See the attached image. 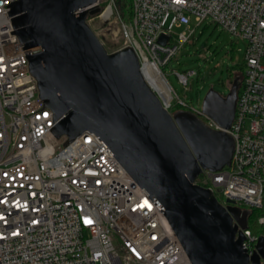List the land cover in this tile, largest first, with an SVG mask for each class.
Wrapping results in <instances>:
<instances>
[{
	"label": "built area",
	"instance_id": "1",
	"mask_svg": "<svg viewBox=\"0 0 264 264\" xmlns=\"http://www.w3.org/2000/svg\"><path fill=\"white\" fill-rule=\"evenodd\" d=\"M9 1L0 0V264H191L163 212L93 132L64 146L66 136H53L52 112L28 71L24 55L30 50L10 33ZM128 1L125 15L126 1L97 0L98 13L87 19L121 35L118 49H133L166 110H190L211 128L221 129L177 95L162 67L207 19L245 41L234 117L226 129L234 140L230 165L202 170L195 182L221 194L217 200L224 206L231 199L243 209L260 208L264 0ZM174 73L184 87L194 74ZM243 234L242 245L252 254L258 235L248 227Z\"/></svg>",
	"mask_w": 264,
	"mask_h": 264
},
{
	"label": "water",
	"instance_id": "2",
	"mask_svg": "<svg viewBox=\"0 0 264 264\" xmlns=\"http://www.w3.org/2000/svg\"><path fill=\"white\" fill-rule=\"evenodd\" d=\"M14 33L28 60L38 96L52 112L63 146L93 132L163 212L191 264H263L264 236L243 247L250 210L195 182L202 170L229 166L237 78L222 96L209 89L201 104L214 129L195 113L166 110L145 82L127 45L108 52L86 22L97 0H11ZM166 37L161 35L160 43Z\"/></svg>",
	"mask_w": 264,
	"mask_h": 264
},
{
	"label": "rangeland",
	"instance_id": "3",
	"mask_svg": "<svg viewBox=\"0 0 264 264\" xmlns=\"http://www.w3.org/2000/svg\"><path fill=\"white\" fill-rule=\"evenodd\" d=\"M124 1H126V4L129 3L128 0ZM122 12L127 15L126 7H122ZM87 23L106 51L118 50L122 44L120 34L115 36L114 29H109L102 22L97 21L96 18L87 19ZM181 29L176 28V30ZM244 51L245 41L243 39L231 36L221 30L219 25H214L207 19L196 27L193 39L184 44L176 57L163 66L162 70L177 95L184 98L193 109H200L202 100L209 89L222 96L228 92L233 80L230 79L228 70L243 63ZM174 70L184 74L189 71L194 72L188 77L186 87L179 82ZM233 72L237 73L235 69ZM237 83L239 85L240 78H237ZM176 107L177 109L181 108L179 104ZM215 196L218 200L223 199V196L219 193H215Z\"/></svg>",
	"mask_w": 264,
	"mask_h": 264
},
{
	"label": "trees",
	"instance_id": "4",
	"mask_svg": "<svg viewBox=\"0 0 264 264\" xmlns=\"http://www.w3.org/2000/svg\"><path fill=\"white\" fill-rule=\"evenodd\" d=\"M128 6H129L128 4L123 6L126 7L127 12L129 10ZM234 69L237 71L236 74L233 72ZM242 70H243V63L240 64L239 66H236V68L229 69L228 72L230 75V79L240 78L239 73H241ZM258 216L259 217L264 216V198L261 207L256 209H251L249 215L247 216V227L250 230V232L258 236L259 235L264 236V222H258V218H259Z\"/></svg>",
	"mask_w": 264,
	"mask_h": 264
},
{
	"label": "snow or ice",
	"instance_id": "5",
	"mask_svg": "<svg viewBox=\"0 0 264 264\" xmlns=\"http://www.w3.org/2000/svg\"><path fill=\"white\" fill-rule=\"evenodd\" d=\"M90 222V221H89Z\"/></svg>",
	"mask_w": 264,
	"mask_h": 264
}]
</instances>
